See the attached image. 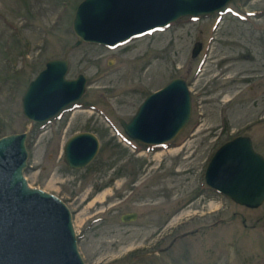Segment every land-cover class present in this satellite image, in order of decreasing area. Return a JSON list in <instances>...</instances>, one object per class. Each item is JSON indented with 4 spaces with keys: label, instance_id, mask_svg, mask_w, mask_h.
<instances>
[{
    "label": "rangeland",
    "instance_id": "obj_1",
    "mask_svg": "<svg viewBox=\"0 0 264 264\" xmlns=\"http://www.w3.org/2000/svg\"><path fill=\"white\" fill-rule=\"evenodd\" d=\"M80 1L0 0V138L26 133L29 185L68 207L85 264H264V201L239 205L204 180L231 134L252 137L264 158V36L254 32L264 28V0L228 4L248 19L182 17L114 47L70 49ZM195 43L202 49L193 56ZM249 44L256 62L242 57ZM65 53L66 78L84 75L85 91L37 124L22 113V94L48 60ZM245 72L255 74L251 81ZM178 77L189 82L192 100L177 136L166 147L125 140L119 120L128 122L149 94ZM79 132L93 133L99 147L86 167L72 169L63 146ZM133 211L136 220H120Z\"/></svg>",
    "mask_w": 264,
    "mask_h": 264
},
{
    "label": "water",
    "instance_id": "obj_2",
    "mask_svg": "<svg viewBox=\"0 0 264 264\" xmlns=\"http://www.w3.org/2000/svg\"><path fill=\"white\" fill-rule=\"evenodd\" d=\"M230 0H82L72 28L82 42L112 47L184 16L207 15ZM195 43L192 55L198 52ZM68 58L50 59L26 87L22 112L40 123L80 99L86 77L67 79ZM191 113L190 94L182 78H174L149 94L132 118L119 122L125 133L145 144L163 145L174 139ZM26 133L0 138V264H84L78 251L71 213L53 194L28 186L23 176L28 151ZM99 142L91 132H79L63 146V160L72 169L86 167ZM206 184L236 203L257 207L264 201V158L247 137H236L220 147L205 172ZM136 212L121 215L134 221Z\"/></svg>",
    "mask_w": 264,
    "mask_h": 264
},
{
    "label": "flooded vegetation",
    "instance_id": "obj_3",
    "mask_svg": "<svg viewBox=\"0 0 264 264\" xmlns=\"http://www.w3.org/2000/svg\"><path fill=\"white\" fill-rule=\"evenodd\" d=\"M234 3L237 1V0H232ZM232 1L230 2V3H232ZM250 0H245V2H249ZM233 10H235V11H238V12H243V11H241V9L239 8V7H235V8H233V7H231ZM234 11V12H235ZM247 11V10H246ZM252 11V14L251 15H253V16H255V15H259L258 17H260L261 15H262V12H260V11H257V10H251ZM244 13V12H243ZM249 18V17H248ZM247 18V19H248ZM254 32H258L260 35H259V37H260V39H263V36H264V28L262 27V26H259V25H257V27L256 28H254ZM249 46V48L247 49V54H245V56H242V57H244V59H247L248 61H253V62H256L257 60H255V58L252 56V54L251 53H253L252 52V47H253V45L252 44H249L248 45ZM207 57H208V55H206V60H207ZM246 73V72H245ZM264 74V72L262 73V74H259L260 76L261 75H263ZM245 76H242V78H243V80H247V81H251V77H253V75H255V74H252V73H250V72H247L246 74H244ZM264 76V75H263ZM187 83L189 84V82L187 81ZM249 88H252V86L250 85V86H248ZM201 94V92H199V91H197L196 93H195V95H200ZM241 93L240 92H237L235 95L236 96H233V99H236L237 98V96L238 95H240ZM191 100H192V98H191ZM256 100V98H254V101ZM221 113H223V110L221 111ZM221 116H222V121H221V126L220 127H222V130L224 131V130H227V127H226V123H225V116H223L222 114H221ZM198 122H200V121H198ZM197 126H198V123H195L194 125H192V128L194 129V128H197ZM238 135H246V134H244V133H242V132H237V133H234V134H231V136L229 137V138H227L226 140H223L219 145H218V147L222 144V143H224L225 141H227V140H229V139H231V138H233V137H235V136H238ZM253 141V140H252Z\"/></svg>",
    "mask_w": 264,
    "mask_h": 264
}]
</instances>
